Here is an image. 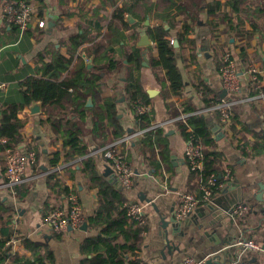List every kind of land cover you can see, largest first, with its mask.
Wrapping results in <instances>:
<instances>
[{"label":"crops","instance_id":"0c3cea01","mask_svg":"<svg viewBox=\"0 0 264 264\" xmlns=\"http://www.w3.org/2000/svg\"><path fill=\"white\" fill-rule=\"evenodd\" d=\"M3 1L0 0V102H21L18 84L27 77H40L43 74V67L37 62L36 56L40 54L45 63L58 54L67 58L69 37L92 29L94 24L100 28L95 42L106 44L110 37L107 26L112 11L123 0H29L35 15L45 21V27L38 28L35 23H31L22 34L1 21ZM195 1L204 6L198 14L193 33L188 35L197 46V60L188 62L189 50L185 45L178 52L177 66L184 81L181 98L170 94L168 98L164 96L168 93L169 84L163 71L157 72V79L150 67V58L156 55L150 37L148 46L136 45L139 35L147 34V27L152 28L159 23L151 19L137 22L126 16L129 28L124 31V41L114 46L117 68L109 73L97 72L101 77L100 95L115 99L118 120L126 134L121 139H115L108 127V145L100 147L92 137V121L88 119L84 126V140L88 145L86 157L94 160L97 173L121 191L128 201L142 204L148 230L139 257L146 264H182L186 258L204 264L211 254L217 253L220 258L215 260L216 264H264V255L244 253L234 246L239 238L252 239L264 245V188H259L260 184H264V0H239L238 5L233 7L222 5L220 11L222 14L227 13L225 19H216L219 17L208 15L207 10L212 3L223 4L228 0ZM212 19L215 20L209 24ZM176 20V29L170 31L171 38L178 32L182 33V23L180 19ZM213 25L215 29L211 31ZM164 28L168 29V26L164 25ZM88 46L82 45L77 55L84 57L82 50ZM214 47L231 56L239 74V93L227 97L237 100L231 109V121L227 127L221 125L217 114L203 105L197 91L199 82L208 85L218 96L222 91L215 57L213 60V56H216ZM133 49L138 50L140 63L135 73L131 71L133 66L128 60L129 55H133ZM84 59L87 69H92V59ZM75 61L76 56L73 64ZM134 78L148 97V115L152 117V122L166 123L161 127L166 146L163 151L164 162L158 169L149 163L148 154L142 153L140 140L144 136L123 140L137 129L130 100L124 93L128 79L132 81ZM88 98H91L92 106L94 100L88 96L86 103ZM184 100H189L196 112L205 109L200 115L204 116L215 139L214 151L221 157L223 174L229 170L230 177L212 195L209 203L197 206L189 217L176 220L178 226L175 227V233H172V225L168 224V236L178 248L168 253L164 248L160 218L168 222L171 215L174 216L180 194L186 192L200 196L199 177L191 173L184 157L188 141L182 137L176 123L182 114L172 116L180 110V103ZM37 104L38 112L32 113L29 106L18 114L23 128L20 131L22 143L17 150L27 152L28 148H32L38 152L37 159H30L25 169L21 185L25 186L26 195L17 199L0 187L2 201L13 212L11 250L21 257H30L23 249L21 237L32 238L49 246L54 264H80L81 243L96 234L86 221L97 206L96 190L88 188L86 177L78 165L68 166L67 169L59 167V171L55 169L63 184L73 190L83 216L79 227L69 228L57 237L46 222L45 212L48 206L63 203L65 208L66 203L65 200H54L56 197L50 192L46 179L47 174L55 172L49 166V160L52 152L61 148L62 138L53 132L47 117L40 114L41 105ZM116 142L120 143L121 153L134 173L130 190L121 188L112 167L104 158L103 149ZM163 145L161 138V150ZM155 159H159L157 150ZM105 172L108 174L104 175ZM4 180V156L0 153V186ZM233 203L247 207L235 222L228 213Z\"/></svg>","mask_w":264,"mask_h":264},{"label":"trees","instance_id":"16d2710c","mask_svg":"<svg viewBox=\"0 0 264 264\" xmlns=\"http://www.w3.org/2000/svg\"><path fill=\"white\" fill-rule=\"evenodd\" d=\"M15 1L30 4L29 0ZM238 1L228 0L223 4L212 3L207 14L219 17L216 19L221 17L225 19L227 13L222 14L221 6L233 7L235 4L238 5ZM203 7L195 0H123L112 11L111 20L107 26V33L110 37L106 44L95 42L100 31L98 24H94L95 27L92 29L84 30L82 34L70 36L67 58L58 54L50 62L45 63L40 54L36 56L37 62L43 67V74L40 77H27L18 84L21 102H0V139L6 140V146L9 149L15 150L22 143L20 131L23 128V122L18 118V114L24 107H29L35 102L39 103L41 105L40 114L47 117L53 127V132L62 138L61 148L52 152L49 166L55 170L57 167L67 169L68 166L78 165L83 176L86 177L88 188L96 190V209L92 216L86 218L87 226L96 231V234L81 243L80 264H146L139 257L144 235L148 230L145 214L143 224L128 216L124 206L128 200L121 191L97 173L94 160L86 157L88 145L84 140V126L88 119L92 121L90 131L92 137L100 147L108 145L106 132L108 127L115 139H121L126 134L118 120L115 99L100 95L101 77L97 72L109 73L117 68L114 60V46L124 41V31L129 28V20L126 16L137 22H143L146 19L155 20L159 24L152 28L147 27L146 31L156 51V55L150 58V67L157 79H159L157 72H164V78L169 84L168 93L166 92L164 96L168 98L170 94L181 98L184 93V81L177 66V55L185 45L189 50L188 62H196L197 46L192 38H188V35L193 33L194 26L199 19L198 14ZM177 18L182 23L180 29L182 33L178 32L174 38H171L170 31L176 29ZM214 20H209V24ZM164 25H167L168 29H165ZM10 27L18 33L17 26L11 25ZM214 27L213 25L211 31L215 29ZM84 44H89V46L84 48L85 51L82 50L85 54L82 57L77 53ZM213 49L216 55L213 56L215 67L219 68L225 54L215 47ZM75 56L76 61L73 64ZM84 58L92 59V69H87ZM128 60L133 66L131 71L135 73L140 68L137 49H133V55H129ZM197 91L205 107L212 106L220 99L218 94L203 82H199ZM124 93L130 100L129 105L137 129L144 130L150 127L153 122L152 117L148 115L149 111L145 115L135 114V106L138 103L143 105L148 103V97L141 91L136 78L132 81L128 79ZM88 96L94 100L91 107L85 106ZM196 113L193 104L189 100H184L180 103V110L172 114L177 117L180 114L185 116L184 119L176 122L180 134L186 141L194 140L201 147L202 169L199 172L191 171V173L197 178L201 177V180H205L211 174L220 180L223 177V169H221V157L214 151L215 139L212 137L204 116ZM143 136L140 140L142 153H147L149 163L151 162L153 167L158 169L164 162L163 151L164 148L166 149L162 128L147 130ZM161 138L164 143L163 150L160 148ZM155 150H157L158 160L155 159ZM31 152L34 153L36 160L38 152L28 148L27 153ZM0 153H3L1 144ZM46 180L50 192L56 197L54 200H65L66 203L68 196L73 194V190L63 184L58 178V172L55 170L47 174ZM26 192L25 186L20 184L15 187L14 198L21 199ZM58 208L63 209L64 204L48 206L45 216ZM13 224V212L0 196V264H54L49 246L32 238L21 237L23 249L29 253L30 257L24 258L16 252L13 253L11 250V241L14 237ZM56 235L60 237V234Z\"/></svg>","mask_w":264,"mask_h":264},{"label":"built area","instance_id":"2783aa9c","mask_svg":"<svg viewBox=\"0 0 264 264\" xmlns=\"http://www.w3.org/2000/svg\"><path fill=\"white\" fill-rule=\"evenodd\" d=\"M1 21L8 25L17 26L20 34L28 28L31 23H35L38 28L45 27V21L38 18L32 6L24 1L7 0L2 3L1 6ZM173 43V41H171ZM233 59L230 55L225 54L222 65L218 68V77L222 90L225 92V96L220 98L209 107L210 111L217 114L219 121L223 127H227L231 121V109L237 102L236 99L227 98L228 96L237 95L240 90L239 74L235 70ZM149 111V106L138 103L135 106L136 115H145ZM205 111L200 110L196 114H203ZM185 116H181L180 119H184ZM166 123H153L150 127L139 130L135 129L130 135H127L123 140L140 139L144 132L147 130H153L161 128ZM123 142V141H122ZM0 144L3 147V156L5 163L4 170V183L1 189L14 196L15 187L22 184L24 181V173L27 167L28 161L34 158V153L21 152L17 149L12 150L6 146V140L0 139ZM120 143H112L103 149L105 160L110 164L115 174V178L124 190H130L132 188L134 173L125 161L123 154L121 153ZM184 157L192 172H199L202 169L203 154L200 145L194 140L187 142V146L184 152ZM58 171L59 167L56 168ZM164 174V172H162ZM230 172L226 170L223 177L220 180L211 174L205 180H201L199 177V189L200 196L197 197L191 193H182L179 195V203L174 211V218L176 220H182L190 216L195 208L201 204H207L211 201L212 195L222 188L223 184L229 179ZM161 180V179H160ZM127 209V214L132 219L137 220L140 224L144 223V211L143 206L139 202L128 201L124 204ZM247 207L239 204L233 205L229 208V217L233 222L236 221L241 211H246ZM46 222L50 230L56 234L64 233L69 227L77 228L83 222L82 210L80 204L75 195L70 194L67 198L66 207L63 209H55L46 216ZM234 246L244 253L250 254H262L264 255V245L260 244L252 239L239 238L235 241ZM217 254H211L214 257ZM205 262V261H204ZM182 264H203L197 262L191 258H186Z\"/></svg>","mask_w":264,"mask_h":264},{"label":"water","instance_id":"95a60500","mask_svg":"<svg viewBox=\"0 0 264 264\" xmlns=\"http://www.w3.org/2000/svg\"><path fill=\"white\" fill-rule=\"evenodd\" d=\"M132 21V20H130ZM147 25V22L145 23ZM150 44V41H149V37L146 33H142L139 35V39H138V42H137V47H142V46H148ZM175 46H177V44L175 43ZM151 93V92H149ZM225 96V92L224 90L221 91V93L219 94V97L220 98H223ZM91 106V98H88L87 99V103H86V107H89ZM30 111L32 113H36L39 111V106L37 103H33L32 106H30ZM109 173L112 172V170H108ZM108 172H105L104 175H107ZM260 190H263L264 188V184H260L259 186ZM239 202V201H237ZM236 203H233L231 206L235 205ZM230 206V207H231ZM156 212H158V209L155 208ZM168 224H171L172 225V233H175L176 230H175V227L178 226L177 224V221L176 219L174 218L173 215H171V217L169 218L168 222L165 221V218L161 217L160 218V226H161V229L163 230V243H164V248L166 249V251L168 253H171V250L173 249H176L178 250V248L173 245V242L170 240L169 238V234H168V231H167V226ZM70 228V227H69ZM68 228V229H69ZM220 258L219 255H216L212 258H208L207 260H205L204 264H216L215 260H218Z\"/></svg>","mask_w":264,"mask_h":264}]
</instances>
